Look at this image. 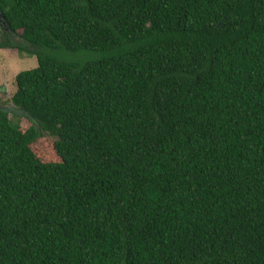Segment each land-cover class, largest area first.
I'll return each instance as SVG.
<instances>
[{
    "label": "trees",
    "instance_id": "16d2710c",
    "mask_svg": "<svg viewBox=\"0 0 264 264\" xmlns=\"http://www.w3.org/2000/svg\"><path fill=\"white\" fill-rule=\"evenodd\" d=\"M0 11V264H264V0Z\"/></svg>",
    "mask_w": 264,
    "mask_h": 264
},
{
    "label": "rangeland",
    "instance_id": "374dc122",
    "mask_svg": "<svg viewBox=\"0 0 264 264\" xmlns=\"http://www.w3.org/2000/svg\"><path fill=\"white\" fill-rule=\"evenodd\" d=\"M97 57L98 54L91 52L84 53L82 56L69 53L66 54V58L72 60L79 58L96 59ZM37 67L38 61L36 56L31 57L27 54H21L18 50L12 48H0V107L10 110L11 117L15 112L12 97L17 90L16 76L22 71L31 70ZM24 124L29 126V123L27 122H24ZM37 149L40 150L39 152L51 156V154H53V141L51 139H43L40 141Z\"/></svg>",
    "mask_w": 264,
    "mask_h": 264
},
{
    "label": "flooded vegetation",
    "instance_id": "af4514ba",
    "mask_svg": "<svg viewBox=\"0 0 264 264\" xmlns=\"http://www.w3.org/2000/svg\"><path fill=\"white\" fill-rule=\"evenodd\" d=\"M3 23H4V21H3V14H2V12L0 11V33H1V29H2V27H3Z\"/></svg>",
    "mask_w": 264,
    "mask_h": 264
}]
</instances>
